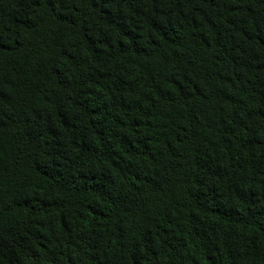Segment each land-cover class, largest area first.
<instances>
[{
  "label": "trees",
  "instance_id": "trees-1",
  "mask_svg": "<svg viewBox=\"0 0 264 264\" xmlns=\"http://www.w3.org/2000/svg\"><path fill=\"white\" fill-rule=\"evenodd\" d=\"M0 264H264V0H0Z\"/></svg>",
  "mask_w": 264,
  "mask_h": 264
}]
</instances>
